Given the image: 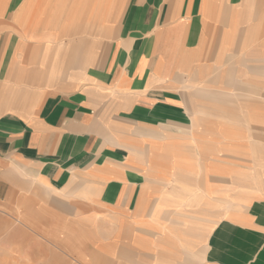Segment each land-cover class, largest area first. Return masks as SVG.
<instances>
[{
  "label": "crops",
  "instance_id": "obj_1",
  "mask_svg": "<svg viewBox=\"0 0 264 264\" xmlns=\"http://www.w3.org/2000/svg\"><path fill=\"white\" fill-rule=\"evenodd\" d=\"M12 198L86 264H263L264 0H0Z\"/></svg>",
  "mask_w": 264,
  "mask_h": 264
},
{
  "label": "rangeland",
  "instance_id": "obj_2",
  "mask_svg": "<svg viewBox=\"0 0 264 264\" xmlns=\"http://www.w3.org/2000/svg\"><path fill=\"white\" fill-rule=\"evenodd\" d=\"M39 217L32 213L30 198L0 201V264H86L50 239ZM31 223L42 228L37 231ZM199 256L194 264H201L202 247Z\"/></svg>",
  "mask_w": 264,
  "mask_h": 264
},
{
  "label": "bare ground",
  "instance_id": "obj_3",
  "mask_svg": "<svg viewBox=\"0 0 264 264\" xmlns=\"http://www.w3.org/2000/svg\"><path fill=\"white\" fill-rule=\"evenodd\" d=\"M232 57V56H231ZM259 72V71H258ZM237 82V81H236ZM244 85V84H243ZM52 211V210H51ZM45 212V211H44ZM57 218V217H56ZM60 218V217H59ZM56 220V219H55ZM60 220V219H59ZM32 224V223H31ZM40 224V223H39ZM35 224H32V226L35 228V230H37V231H39V229H37V227H35L34 226ZM66 227V226H65ZM33 228V229H34ZM47 231V230H46ZM31 235V234H30ZM41 235V234H40ZM55 235V234H54ZM74 235V234H73ZM76 237V236H75ZM56 239H58V238H56ZM81 240V239H80ZM76 242V241H75ZM66 245V244H65ZM78 245V244H77ZM61 246V245H60ZM82 246V245H81ZM25 247V246H24ZM64 247V246H63ZM69 247V246H68ZM69 249V248H68ZM70 252V251H69ZM71 254H73V253H71ZM76 254V253H75ZM88 254V253H87ZM75 258V257H74ZM78 258V257H77ZM82 258H84V257H82ZM80 260V259H79ZM82 261V260H81Z\"/></svg>",
  "mask_w": 264,
  "mask_h": 264
}]
</instances>
